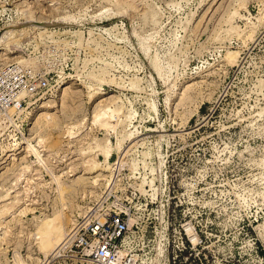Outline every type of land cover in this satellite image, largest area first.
<instances>
[{
    "label": "rangeland",
    "instance_id": "374dc122",
    "mask_svg": "<svg viewBox=\"0 0 264 264\" xmlns=\"http://www.w3.org/2000/svg\"><path fill=\"white\" fill-rule=\"evenodd\" d=\"M3 70L0 264H263L264 0H0Z\"/></svg>",
    "mask_w": 264,
    "mask_h": 264
},
{
    "label": "built area",
    "instance_id": "2783aa9c",
    "mask_svg": "<svg viewBox=\"0 0 264 264\" xmlns=\"http://www.w3.org/2000/svg\"><path fill=\"white\" fill-rule=\"evenodd\" d=\"M10 74V71H0V120L7 113L21 107L24 98L28 96V87H22L17 91L2 86ZM46 84L42 83L41 87H45ZM126 230L127 224L119 214L108 215L102 222L97 221L84 227L80 236L72 238L69 250L88 258L90 264H120L118 245ZM262 262L264 264V259Z\"/></svg>",
    "mask_w": 264,
    "mask_h": 264
},
{
    "label": "bare ground",
    "instance_id": "6f19581e",
    "mask_svg": "<svg viewBox=\"0 0 264 264\" xmlns=\"http://www.w3.org/2000/svg\"><path fill=\"white\" fill-rule=\"evenodd\" d=\"M4 33H5V32H4ZM232 56H233V55H232ZM230 59H231V58H230ZM107 110H108V109H107ZM107 110H105V111H107ZM113 111H114V110H113ZM52 113H53V112H52ZM115 113H116V112H115ZM47 114H48V113H47ZM101 114H102V113H101ZM101 114H100V117H101ZM102 115H103V114H102ZM105 116H106V115H105ZM45 117H46L47 119H50V118H51L49 115H46ZM96 117H97V116H96ZM52 118H53V117H52ZM104 120H105V119H104ZM104 125H105V124H104ZM70 136H71V135H70ZM29 148H31V147L29 146ZM31 150H32V148H31ZM35 151H36V150H35ZM33 152H34V151H33ZM35 153H38V151H37V152H34V154H35ZM97 183H98V182H97ZM93 184H94V183H93ZM96 185H97V184H96ZM94 186H95V185H94ZM59 190H60V189H59ZM31 205H32V204H31ZM56 232H57V233L55 234V236H56V237H59V236H60V235H59V232L62 233L61 228L59 227V230H58V231L56 230ZM193 238H194V236H193Z\"/></svg>",
    "mask_w": 264,
    "mask_h": 264
}]
</instances>
